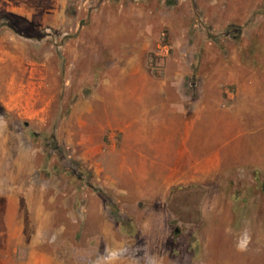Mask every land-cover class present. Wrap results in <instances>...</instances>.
I'll list each match as a JSON object with an SVG mask.
<instances>
[{
  "label": "rangeland",
  "instance_id": "1",
  "mask_svg": "<svg viewBox=\"0 0 264 264\" xmlns=\"http://www.w3.org/2000/svg\"><path fill=\"white\" fill-rule=\"evenodd\" d=\"M131 72L244 102L206 185L113 176L138 109L96 95ZM0 264H264V0H0Z\"/></svg>",
  "mask_w": 264,
  "mask_h": 264
},
{
  "label": "crops",
  "instance_id": "2",
  "mask_svg": "<svg viewBox=\"0 0 264 264\" xmlns=\"http://www.w3.org/2000/svg\"><path fill=\"white\" fill-rule=\"evenodd\" d=\"M131 73L122 75L120 89L107 85L96 95L105 115L106 108L115 104L138 109L132 119L125 114L106 121L107 128L121 138L109 149L115 157L113 176L130 179L136 188L131 193L139 200H153L175 186L206 185L211 170L218 169L224 159L223 147H210L204 138L208 121L219 118L226 128L234 127L236 123L227 122L225 115L244 102L238 99L223 110L221 93L172 88L179 76L163 81L148 73ZM247 94L253 96L252 91ZM98 127L104 128L102 123ZM127 190L123 191L130 194Z\"/></svg>",
  "mask_w": 264,
  "mask_h": 264
},
{
  "label": "built area",
  "instance_id": "3",
  "mask_svg": "<svg viewBox=\"0 0 264 264\" xmlns=\"http://www.w3.org/2000/svg\"><path fill=\"white\" fill-rule=\"evenodd\" d=\"M160 53L158 54L159 56H164L167 53V48L166 46H163L160 48Z\"/></svg>",
  "mask_w": 264,
  "mask_h": 264
}]
</instances>
